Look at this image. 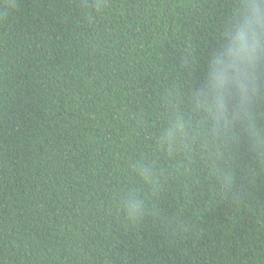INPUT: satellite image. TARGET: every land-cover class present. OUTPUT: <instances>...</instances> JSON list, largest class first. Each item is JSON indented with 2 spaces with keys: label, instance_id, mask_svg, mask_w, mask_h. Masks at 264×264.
<instances>
[{
  "label": "trees",
  "instance_id": "16d2710c",
  "mask_svg": "<svg viewBox=\"0 0 264 264\" xmlns=\"http://www.w3.org/2000/svg\"><path fill=\"white\" fill-rule=\"evenodd\" d=\"M252 3L0 0V264H264Z\"/></svg>",
  "mask_w": 264,
  "mask_h": 264
},
{
  "label": "clouds",
  "instance_id": "9594fccd",
  "mask_svg": "<svg viewBox=\"0 0 264 264\" xmlns=\"http://www.w3.org/2000/svg\"><path fill=\"white\" fill-rule=\"evenodd\" d=\"M260 5H264V0L247 6L244 24L231 34L227 49L214 61L213 79L217 89L224 87L227 73L237 71L238 59L251 62L258 53L264 52V41L260 38V32L264 29V9Z\"/></svg>",
  "mask_w": 264,
  "mask_h": 264
}]
</instances>
